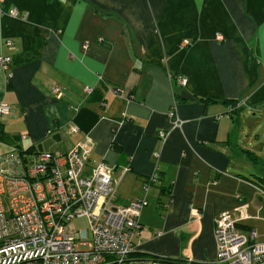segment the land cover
I'll use <instances>...</instances> for the list:
<instances>
[{"label":"crops","instance_id":"0c3cea01","mask_svg":"<svg viewBox=\"0 0 264 264\" xmlns=\"http://www.w3.org/2000/svg\"><path fill=\"white\" fill-rule=\"evenodd\" d=\"M0 55L12 58L0 66L11 108L0 155L66 152L88 137L89 163L113 167L127 203L144 194L159 152L134 251L213 264L215 217L241 203L242 225L264 240L252 181L264 176V0H0Z\"/></svg>","mask_w":264,"mask_h":264},{"label":"built area","instance_id":"2783aa9c","mask_svg":"<svg viewBox=\"0 0 264 264\" xmlns=\"http://www.w3.org/2000/svg\"><path fill=\"white\" fill-rule=\"evenodd\" d=\"M7 13L25 16L15 8ZM5 44L13 47L12 40ZM189 44L184 39L179 46ZM11 62L10 56L0 55L4 70ZM175 80L186 85L182 75ZM112 91L123 96L121 90ZM52 92L56 98L62 95L59 86H53ZM10 113V106L0 101V121ZM173 115L172 108L168 116ZM157 135L163 141L167 131L159 130ZM93 148L94 142L86 137L66 152L26 153L13 148L0 155V264H176L132 255L135 238L141 233L140 214L148 203L146 194L158 179L159 152H153L155 171L142 184L144 194L120 203L113 167L103 160L89 163ZM236 197L242 201L241 194ZM247 207L241 203L215 217L217 258L213 264H264V240H258L255 228L242 225L251 217ZM191 212L199 216L198 209ZM81 217L88 220V239L71 226L72 220Z\"/></svg>","mask_w":264,"mask_h":264},{"label":"rangeland","instance_id":"374dc122","mask_svg":"<svg viewBox=\"0 0 264 264\" xmlns=\"http://www.w3.org/2000/svg\"><path fill=\"white\" fill-rule=\"evenodd\" d=\"M263 122H264V119H263ZM258 195L261 196L263 201H264V196L261 193H259ZM255 201H256L257 204L262 205V202L261 203L259 202V200L257 199V196L255 198ZM5 202H6V200H5ZM259 215L262 217V219L258 220V223H257L258 230H259L260 233H264V207H262L260 209V214ZM71 226L75 230H82L83 234L86 235V238L87 239L90 238V230H89V224H88L87 218H85V217L75 218L74 220H72ZM216 249H217V247H216ZM149 253H151L152 255H155L156 258H162V259L175 258L173 256H169L168 254H163L162 252H158V250L157 251L155 250L154 252H149ZM194 261H199V260H194ZM212 262H216V259L214 261H212Z\"/></svg>","mask_w":264,"mask_h":264},{"label":"trees","instance_id":"16d2710c","mask_svg":"<svg viewBox=\"0 0 264 264\" xmlns=\"http://www.w3.org/2000/svg\"><path fill=\"white\" fill-rule=\"evenodd\" d=\"M113 146V145H112ZM253 159V158H252ZM159 175L158 174V179L157 181L159 180ZM148 180V179H147ZM146 180V181H147ZM254 183H256V185L264 192V176L262 175H257L255 180H252ZM132 255L135 256V257H138V258H155L156 256H152V255H147V254H144V253H139L137 251H133L132 252ZM175 262L176 264H183V263H178L176 261H173Z\"/></svg>","mask_w":264,"mask_h":264}]
</instances>
